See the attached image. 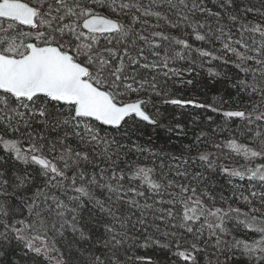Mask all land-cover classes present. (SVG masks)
<instances>
[{
  "label": "snow or ice",
  "instance_id": "6c2138e0",
  "mask_svg": "<svg viewBox=\"0 0 264 264\" xmlns=\"http://www.w3.org/2000/svg\"><path fill=\"white\" fill-rule=\"evenodd\" d=\"M213 61L258 100L173 90L197 65L221 75ZM157 102L225 119L153 151L132 140L142 124L187 135ZM262 210L264 0H0V264H264Z\"/></svg>",
  "mask_w": 264,
  "mask_h": 264
},
{
  "label": "trees",
  "instance_id": "16d2710c",
  "mask_svg": "<svg viewBox=\"0 0 264 264\" xmlns=\"http://www.w3.org/2000/svg\"><path fill=\"white\" fill-rule=\"evenodd\" d=\"M254 4H259L260 0H252ZM167 31V29H166ZM177 35L178 33H173ZM191 42V41H190ZM202 42H195L194 46H201ZM184 62H181V65ZM199 65V61H198ZM194 66V71L191 73H185L184 79H191L193 81L190 85H180L177 83L176 87L173 89L178 94L183 95L186 98H195L198 102L204 103L206 105H212L214 107H222L225 109H234L237 106L244 107L250 102H255L258 100L257 97H253L252 101H249L247 95L238 94L237 90L232 87L234 80L238 75V69L234 68L232 64L223 66L219 61H213L212 66L221 73L219 76H210L207 68L208 64H205L203 67ZM241 77L242 73L239 74ZM171 87V82H169ZM161 113L167 118L165 122L170 121L173 116L179 115L181 121L186 125L187 135H177L176 133H170L165 128L162 127H153L146 124H142L139 131H137L133 136L132 140L138 142L146 148H150L153 151H158L163 149L167 152H178L181 148V144H189L194 139V131L198 133L200 130L209 131L210 129L218 128V125L225 119L218 113H213L210 110L205 109H194L191 106L180 109L172 105H162L159 104ZM208 116H212L215 123L207 120ZM195 117H199L197 124H193L192 121ZM239 123V121H236ZM226 130L220 132L217 130L216 137L218 140H224L231 134V129L234 128V125H226ZM241 160L235 155H230L227 151L224 152L222 157V163H225L229 166H235L237 163H240ZM212 182L215 185L214 191L219 194L223 190L225 195L231 196L233 188L228 185L227 178L223 175H216L212 178ZM234 184L244 185L247 187L246 182H241L234 180ZM242 190V189H241ZM247 195V192H245ZM234 207H241L246 210L242 202L234 203ZM264 211V210H262ZM153 256V259H156L164 264L165 256L159 250H141L139 254H145ZM211 252V249H209ZM213 261L215 257H211ZM221 260L224 259L223 256L220 257ZM201 264H207V259L202 260Z\"/></svg>",
  "mask_w": 264,
  "mask_h": 264
}]
</instances>
